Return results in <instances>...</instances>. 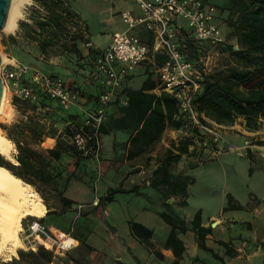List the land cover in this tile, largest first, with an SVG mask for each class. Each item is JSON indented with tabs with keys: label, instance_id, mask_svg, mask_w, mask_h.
<instances>
[{
	"label": "crops",
	"instance_id": "0c3cea01",
	"mask_svg": "<svg viewBox=\"0 0 264 264\" xmlns=\"http://www.w3.org/2000/svg\"><path fill=\"white\" fill-rule=\"evenodd\" d=\"M207 1L216 5L212 0ZM31 2L33 6L28 18L21 21L14 33L2 40L5 55L11 63L15 60L26 63L29 60L27 64L42 70L41 66L32 61L49 64V69L44 71L63 79L71 88L78 86L84 99V108H93L96 106L100 86L90 78L91 62L96 59L99 50L109 45L115 31L126 30L127 25L121 14L124 11L139 14L137 6L132 0H63L61 2L73 14L72 17H77L86 24L93 47L91 50L85 49L67 21L68 37L58 45L45 47L43 53L41 39L46 34L39 35L38 21L47 20L48 10L37 0ZM216 8V22L224 37L222 47L227 48L229 30L225 13H222L221 8ZM47 30L53 28L47 27ZM135 33L142 43L149 46L152 44L149 33ZM71 37L76 38V52L63 51L61 44H72ZM233 38L236 40L234 36ZM232 47L234 50L238 48ZM59 48V55L51 58L50 63L43 60ZM163 62L164 57L157 55L154 60L137 65L128 76L123 86L128 105L123 106L118 99L108 109L107 119L100 129L101 150L98 159H82L77 150L69 148L62 153L60 160H52V166L60 173L57 188L72 205L63 206L56 192L47 186H41L40 195L47 199L46 202L43 201L46 211L41 221L53 232L71 234L77 246L66 258L53 256L46 264H175V261L177 264H264L263 241L251 235L254 231L253 223L239 216L247 213L258 215L264 210V199L261 200L254 193H250V201L244 204L232 195L244 207L242 211L223 212L227 205L226 194V205L220 216L205 217L202 208L195 212L201 211V226L211 229L206 235L205 245L212 253L198 246L197 232L191 225L195 214L190 219L178 213L189 205V191L196 183L194 172L220 154L209 161L198 163L188 142L178 139L181 122L175 118V107L165 102L166 97H173L160 88L158 68ZM224 67L222 65L219 69ZM7 70L9 73L14 71L11 66ZM13 98L15 97L11 95L13 120L4 125L3 130L14 139L11 140L15 147L14 158L20 152L22 157L29 156L35 162L33 153L49 158V150L61 152L63 147L57 145V137L48 134L49 129L55 127L59 135L71 122L68 119H76L78 124L81 123V111L77 108L59 114L53 102L50 110L37 105L35 109L19 111L12 105ZM58 114L67 121H54L52 117H57ZM203 118L207 123L221 127L232 146H242L245 140H250L254 146L253 152L239 158L248 161L250 177L257 171L264 175V158L257 151L258 147L264 148V122L258 129L251 130L245 126L243 118H238L231 125H219L204 116ZM175 121L180 123L177 128L173 124ZM105 135L109 138L108 144L102 141ZM184 145H187V150L180 153L177 147ZM179 154L177 161L172 159ZM177 180L186 183L184 191L180 187L175 188ZM111 190L116 193L107 202L105 198ZM140 199L142 202L137 206H131L132 202ZM96 200L101 202L97 206L93 204ZM162 214L185 223L186 231H177V238L184 247L179 259L175 257L173 249L166 246L172 227L163 219ZM52 216L56 217L55 222L58 224L47 222ZM82 216H87L92 224L78 225ZM133 223L151 232L146 241L133 232ZM236 227L238 234L232 236L230 231ZM244 230L250 235L244 234ZM142 233L144 234V230ZM221 242L228 244L235 251V256H226ZM70 243L72 238H68L66 245ZM14 258L20 259L19 256Z\"/></svg>",
	"mask_w": 264,
	"mask_h": 264
},
{
	"label": "built area",
	"instance_id": "2783aa9c",
	"mask_svg": "<svg viewBox=\"0 0 264 264\" xmlns=\"http://www.w3.org/2000/svg\"><path fill=\"white\" fill-rule=\"evenodd\" d=\"M132 1L139 14L124 11L121 16L126 30L115 31L109 45L99 50L91 62L90 78L100 86L96 106L84 108L78 86L71 88L63 79L17 60L1 66L0 76L5 89L23 101L36 102L39 93H43L56 101L63 111L80 110L81 123H68L59 136L83 157L98 159L101 150L99 129L107 119L108 109L118 99L123 106L128 105L123 94L126 79L137 65L161 55L164 62L158 68L160 88L175 99V118L181 122L178 139L188 142L197 162L204 163L224 152H234L239 157L253 152V143L248 139L242 146L230 145L221 127L204 122L196 108L195 100L202 92L205 77L213 72L206 63L205 48L215 50L219 56L224 44L222 29L216 22L215 5L207 0ZM68 24L85 49L91 50L93 44L89 41L86 24L77 17L70 18ZM137 31L149 33L152 44L142 43ZM187 38L201 48L197 59H190L186 54ZM9 66L14 69L12 73L7 70ZM257 151L264 158V148L258 147ZM93 204L97 206L98 200ZM27 226L33 240L37 237L42 240H34L35 246L40 245L54 254L64 255L77 246L71 234L53 232L39 218H33ZM68 238H72V243L66 245Z\"/></svg>",
	"mask_w": 264,
	"mask_h": 264
},
{
	"label": "trees",
	"instance_id": "16d2710c",
	"mask_svg": "<svg viewBox=\"0 0 264 264\" xmlns=\"http://www.w3.org/2000/svg\"><path fill=\"white\" fill-rule=\"evenodd\" d=\"M36 1V0H35ZM48 10V18L46 21H38L39 35H45L41 39V51L44 53L45 47L58 45L61 40L68 37L66 33V23L72 17V13L64 7L60 0H37ZM233 1V11L230 14L229 26L233 29V36L236 38L238 49L234 50L229 47V52L234 58V63L225 66L208 74L205 77L202 92L195 100L197 111L205 118L214 121L219 125L234 124L238 118L245 120V126L248 129L256 130L260 124L264 122V0H231ZM47 27H52L53 30H47ZM71 41H76L75 37L70 38ZM186 54L190 59H197L200 55L201 48L196 45L192 40L186 39ZM61 48L63 51L76 52L75 43H62ZM46 67L49 64L42 62ZM54 108L59 112H63L58 103L47 95L39 93L36 102L22 101L18 98H13L12 105L19 111H26L29 108ZM165 102L170 103L175 107V114L177 113L176 101L173 98H165ZM48 112V111H47ZM52 117L54 121L67 120L65 117L59 115ZM69 118H71L69 116ZM171 119V117H169ZM72 123L78 125L76 119H68ZM204 122H206L203 119ZM174 127L180 126L179 122L173 123ZM101 129V128H100ZM99 129V134H100ZM50 136L57 137V145H61L63 150L57 152L54 150L48 151V157L43 155H36L34 162L29 156L22 157L20 152L15 156L17 163H11L2 156H0V166L6 167L12 174L19 177L24 182L31 184L37 191L42 194L41 186H47L51 191L56 192L60 198L63 206H71L72 202L63 197V194L58 190V178L60 173L52 166V160H60L62 153L69 148L77 150L73 146L67 145L59 135L57 129L51 127L49 129ZM7 137L14 140L10 134ZM180 153L186 152L187 145L177 147ZM78 151V150H77ZM80 158L90 159L83 157L78 151ZM179 155H175L172 159L177 161ZM186 183H181L179 180L175 183V188L180 187L182 191L185 190ZM116 191L111 190L105 201L110 202L112 195ZM101 202H98L100 204ZM244 207L237 203L231 194H227V205L223 212L228 211H242ZM49 214V211L48 213ZM163 219L172 227L167 247L172 248L175 257L179 259L183 252L184 247L182 242L177 238V231L185 232V223L178 218H173L169 215L162 214ZM201 211L195 214L191 222L193 229L197 232V243L200 249L212 253L211 249L205 245L206 235L211 231L210 228L201 226ZM133 232L139 234L146 241L151 235V232L144 229L141 225L133 223L131 225ZM144 230V234L142 231ZM225 248V255L229 257L235 256V251L231 249L228 244L220 243ZM39 250V254H40ZM22 255L23 253H19ZM38 253H33L37 259ZM216 258V255H214ZM49 262L50 259H47ZM35 264H37L35 262ZM177 264V261H175Z\"/></svg>",
	"mask_w": 264,
	"mask_h": 264
},
{
	"label": "rangeland",
	"instance_id": "374dc122",
	"mask_svg": "<svg viewBox=\"0 0 264 264\" xmlns=\"http://www.w3.org/2000/svg\"><path fill=\"white\" fill-rule=\"evenodd\" d=\"M102 1V0H99ZM212 3H215V7L221 8L222 13H225V22L227 24V29L229 33L227 34L226 40L229 41L226 47H221V54L218 56L215 54V50L206 47L205 53L207 56V61L209 68L212 71L218 70L222 65L227 66L234 63V58L231 56L228 47L236 46L237 42L233 38V29L229 26L230 14L233 11V1L231 0H212ZM219 3V4H218ZM214 5V4H213ZM219 5V6H218ZM32 8V2L25 5L23 11V20L28 18ZM25 12V13H24ZM19 22V24L21 23ZM10 33H6L0 31V53L3 54L6 58V63H9L8 57L5 55V51L2 48V40ZM60 48L53 51L52 54L47 55L43 60L50 63V59L57 57L59 55ZM56 61V60H55ZM42 68V67H41ZM8 102L11 104V94L8 92ZM13 111L6 110L5 113L0 118V132L4 134L6 137V133L3 130L4 125L11 123L13 120ZM104 144H108L109 138L108 136H103ZM14 157V153H13ZM12 163V162H11ZM248 161L244 158H239L234 152H224L217 156L212 162L205 164L200 169L194 172V176L196 178V183L194 186L190 188L189 191V199H188V207L184 208L179 214L184 217L193 218L195 212L202 208L204 212V216H214L218 217L221 215L223 207L226 205V194L233 195L239 202L247 203L250 201V193H254L261 200L264 199V175L259 173L258 171L254 173L252 177L249 176ZM42 190V188L40 187ZM37 190V189H36ZM42 197V196H41ZM43 201L46 202V197L43 196ZM122 202V201H121ZM142 202L135 201L131 203L132 207L138 205V203ZM264 206V201H263ZM240 217H245L249 222L253 223L254 231L251 234L253 237L258 238L264 243V210L260 212L258 215H254L251 213L247 214H239ZM33 218L36 217H27L25 219L20 220V226L27 225ZM55 216L50 217L47 222H55ZM87 224L88 226L92 224V221L89 220L87 216H82L78 222V225ZM55 224H58L55 222ZM238 228L236 227L234 230L230 231V234L236 235L238 234ZM244 234L250 235L247 230H244ZM36 251L31 248H27L26 246L23 248H19L18 256L19 260H15L13 257L8 261H0L1 264H20L25 262V264H46L48 263L47 259H52L53 256L58 258H66L68 253H65L63 256L59 254H54L53 251H47L44 247L38 245L35 246ZM39 250L41 251L39 254ZM19 253H23L20 255ZM33 253H38L37 259L33 256ZM71 253V252H70ZM71 259V258H70ZM73 260V259H71ZM72 264H76L75 262Z\"/></svg>",
	"mask_w": 264,
	"mask_h": 264
},
{
	"label": "bare ground",
	"instance_id": "6f19581e",
	"mask_svg": "<svg viewBox=\"0 0 264 264\" xmlns=\"http://www.w3.org/2000/svg\"><path fill=\"white\" fill-rule=\"evenodd\" d=\"M30 1L11 0L7 24L3 32L14 33L18 29L19 22L24 17V7ZM1 57L2 66L6 63V58L3 54ZM8 109L14 108L9 105L8 91L5 89L0 105V118ZM14 152V143L0 132V156L7 161L17 163L13 157ZM45 211L46 206L40 193L31 184L12 174L6 167L0 166V261L11 260L18 256L19 248L27 247L25 240L21 237L23 225L20 226V220L27 217L41 219ZM34 240L42 242L39 237ZM31 249L36 251L34 245Z\"/></svg>",
	"mask_w": 264,
	"mask_h": 264
},
{
	"label": "water",
	"instance_id": "95a60500",
	"mask_svg": "<svg viewBox=\"0 0 264 264\" xmlns=\"http://www.w3.org/2000/svg\"><path fill=\"white\" fill-rule=\"evenodd\" d=\"M10 4H11V0H0V31H2L7 24ZM237 49L238 48H236V50ZM28 62H30V61L29 60L26 61V63H28ZM32 62L41 66L44 70L49 69V67H46L37 61H32ZM1 64H2V57H1V53H0V69H1ZM4 90H5L4 83H3V80L0 76V105H1L2 98H3ZM215 225H216V223L213 224V226H215ZM21 237L25 240V244L27 245L28 248H31L32 245L35 246L36 243L33 240V238L30 236V232L28 230L27 225L22 226Z\"/></svg>",
	"mask_w": 264,
	"mask_h": 264
}]
</instances>
